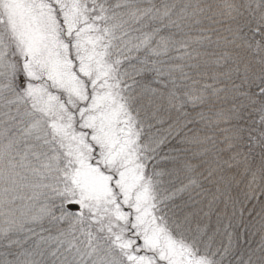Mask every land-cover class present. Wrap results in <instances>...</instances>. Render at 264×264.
<instances>
[{
	"label": "snow or ice",
	"instance_id": "6c2138e0",
	"mask_svg": "<svg viewBox=\"0 0 264 264\" xmlns=\"http://www.w3.org/2000/svg\"><path fill=\"white\" fill-rule=\"evenodd\" d=\"M0 264H264V0H0Z\"/></svg>",
	"mask_w": 264,
	"mask_h": 264
}]
</instances>
